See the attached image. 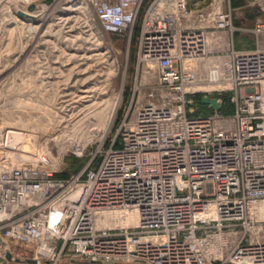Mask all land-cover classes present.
Segmentation results:
<instances>
[{
  "label": "built area",
  "instance_id": "obj_1",
  "mask_svg": "<svg viewBox=\"0 0 264 264\" xmlns=\"http://www.w3.org/2000/svg\"><path fill=\"white\" fill-rule=\"evenodd\" d=\"M141 2L94 5L104 31L119 33ZM178 13H188L185 0L147 9L139 56L157 71L159 98L135 107L98 162L63 178L48 152L21 161L0 139L1 244L51 264L63 254L90 264H203L228 249L235 224L264 201V48L237 50L231 14L217 3L192 25ZM263 31L258 22L253 32ZM200 86L229 93L233 112L202 103L210 112L196 113ZM130 216L136 224L123 225ZM249 248L235 247L234 258L254 263ZM257 255L264 262V249Z\"/></svg>",
  "mask_w": 264,
  "mask_h": 264
},
{
  "label": "rangeland",
  "instance_id": "obj_2",
  "mask_svg": "<svg viewBox=\"0 0 264 264\" xmlns=\"http://www.w3.org/2000/svg\"><path fill=\"white\" fill-rule=\"evenodd\" d=\"M96 1L117 2L0 0V139L7 137L12 147L7 151L24 154L27 162L48 152L56 175L63 178L76 174L90 160L98 162L101 151L116 138L123 120L132 118L135 107L149 94L153 101L159 98L157 71L139 56L143 18L154 0H142L133 24L119 33L104 31ZM212 3L230 12L237 29V50L264 48V31L253 32L258 22H264V0H185L188 13H178V20L182 26L192 25L193 14ZM32 4V14L37 16L33 21L18 16ZM206 89L200 86L191 96L196 113L208 114L198 102L204 94L220 99L222 105L229 103V93ZM80 90L89 92L90 101L79 100ZM68 99L79 104L68 106ZM8 132L20 133L23 141L12 146ZM257 205L233 227L236 234L228 249L215 258L211 254L203 264H255L247 255L234 258L232 251L264 241V201ZM0 264L51 263L35 259L29 248L4 242ZM55 264L90 263L63 254Z\"/></svg>",
  "mask_w": 264,
  "mask_h": 264
},
{
  "label": "bare ground",
  "instance_id": "obj_3",
  "mask_svg": "<svg viewBox=\"0 0 264 264\" xmlns=\"http://www.w3.org/2000/svg\"><path fill=\"white\" fill-rule=\"evenodd\" d=\"M33 13V12H32ZM32 13H29V14H27V15H29L31 18L30 19H28L29 21H33L37 16L36 15H33ZM60 76V75H59ZM80 93H82L83 94V96H81L80 97V101H82V100H84L83 102H88V101H90V95H89V92L88 91H85V90H80ZM68 95L66 94L65 95V97H67ZM66 102H68L69 104H68V106L69 105H72V104H79V101H72L71 99L69 100H66ZM72 108H78V105L77 106H75V107H72ZM10 131V130H9ZM8 133H10V135H11V133H12V139H13V141H12V146L15 144V142H17V141H19L20 139L22 140V138H21V134L20 133H16V132H8ZM26 135V134H25ZM28 135V134H27ZM24 136V135H23ZM10 139H11V137H10ZM25 139H26V137H25ZM20 140V141H21ZM23 141V140H22ZM24 141H26V140H24ZM23 143V142H22ZM17 144V143H16ZM14 148V147H13ZM17 158L18 159H20L21 161H24V160H26L25 159V155L24 154H18L17 153ZM30 158V157H29ZM28 158V159H29ZM258 206V205H257ZM264 206V205H263ZM262 210H261V212L264 210V207H262L261 208ZM262 213H264V212H262ZM260 216H263V215H260ZM136 222H137V219H136V216H130V217H128L127 218V220L125 221V222H123L122 224L123 225H128V226H134L135 224H136ZM261 249H264V241H257V242H251L250 243V248L248 249V253L247 254H250V256H252V258H254V263L255 264H264V262H263V260H258L257 258H258V255H257V253H259V251L261 250ZM257 250H258V252H257ZM238 254H242V253H238Z\"/></svg>",
  "mask_w": 264,
  "mask_h": 264
},
{
  "label": "water",
  "instance_id": "obj_4",
  "mask_svg": "<svg viewBox=\"0 0 264 264\" xmlns=\"http://www.w3.org/2000/svg\"><path fill=\"white\" fill-rule=\"evenodd\" d=\"M34 9H35V5H33V4L28 6L27 7V13H32L34 11ZM17 14L19 17H21L23 19L31 18L29 15H27L26 13H24L22 11H19ZM201 102L205 105H209L215 111H219V109H220V104L218 103L216 98H210L208 96H202ZM0 245H1V240H0ZM29 262L35 263L34 260H29Z\"/></svg>",
  "mask_w": 264,
  "mask_h": 264
},
{
  "label": "trees",
  "instance_id": "obj_5",
  "mask_svg": "<svg viewBox=\"0 0 264 264\" xmlns=\"http://www.w3.org/2000/svg\"><path fill=\"white\" fill-rule=\"evenodd\" d=\"M198 102H199L200 107L203 108L204 111H206V112H210V110H207V109H206V106L202 104V102H201V97H199ZM228 102H229V101H228ZM232 112H233V107H232V105L230 104V102H229L227 105H226V104H223V105L221 106V108H220V113H221V114H226V115H227V114H231Z\"/></svg>",
  "mask_w": 264,
  "mask_h": 264
}]
</instances>
